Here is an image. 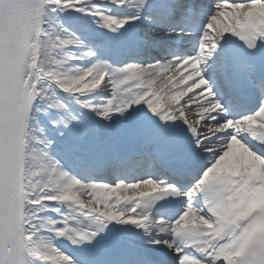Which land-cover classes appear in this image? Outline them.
<instances>
[{
    "label": "snow or ice",
    "instance_id": "6c2138e0",
    "mask_svg": "<svg viewBox=\"0 0 264 264\" xmlns=\"http://www.w3.org/2000/svg\"><path fill=\"white\" fill-rule=\"evenodd\" d=\"M0 264H264V0H0Z\"/></svg>",
    "mask_w": 264,
    "mask_h": 264
}]
</instances>
